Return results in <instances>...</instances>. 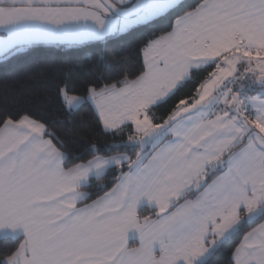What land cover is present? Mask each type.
I'll return each mask as SVG.
<instances>
[{
  "label": "snow or ice",
  "instance_id": "obj_1",
  "mask_svg": "<svg viewBox=\"0 0 264 264\" xmlns=\"http://www.w3.org/2000/svg\"><path fill=\"white\" fill-rule=\"evenodd\" d=\"M165 22L134 72L113 52L82 96L53 82L63 134L0 119V264H212L264 221V0H0V61ZM89 103L97 128L78 132ZM229 264H264V223Z\"/></svg>",
  "mask_w": 264,
  "mask_h": 264
},
{
  "label": "trees",
  "instance_id": "obj_2",
  "mask_svg": "<svg viewBox=\"0 0 264 264\" xmlns=\"http://www.w3.org/2000/svg\"><path fill=\"white\" fill-rule=\"evenodd\" d=\"M186 2L193 3L195 0ZM166 24L167 22L158 24L154 28L136 27L130 34L108 44L97 42L81 47L37 46L26 49L11 61L0 65V119L5 115L18 118L22 113H31L35 118L45 119L50 123L55 119L58 122L53 124V127L63 134L67 128V125L61 122L65 117L66 104L62 97L56 95L53 82L66 80L69 95L82 96L89 80L93 78L92 70L101 63V55L105 60H110L113 52L117 56H129L127 67L134 72L139 67L138 49L153 31L166 30ZM117 72L118 69L113 62L111 74L116 75ZM191 90L192 86L189 85L180 94L184 95ZM166 111L167 107L160 108L156 110L155 116L159 118ZM74 119L78 132H92L97 128V117L90 103L82 105ZM73 151L81 152L86 158H90L80 149L78 142L73 145ZM108 178L111 179V174ZM92 191H95V184ZM259 223L264 221L247 226L213 258L212 264H229L231 252L241 242L244 232ZM7 244V241L0 240V248L6 247Z\"/></svg>",
  "mask_w": 264,
  "mask_h": 264
},
{
  "label": "crops",
  "instance_id": "obj_3",
  "mask_svg": "<svg viewBox=\"0 0 264 264\" xmlns=\"http://www.w3.org/2000/svg\"><path fill=\"white\" fill-rule=\"evenodd\" d=\"M92 43H97V42L85 43V44H80V45H77V46H70V45L66 46V45H63V44H56V43H42V44H38V45H35V46H32V47H37V46H44V47H56V46H60V47H81V46H85V45L92 44Z\"/></svg>",
  "mask_w": 264,
  "mask_h": 264
},
{
  "label": "water",
  "instance_id": "obj_4",
  "mask_svg": "<svg viewBox=\"0 0 264 264\" xmlns=\"http://www.w3.org/2000/svg\"><path fill=\"white\" fill-rule=\"evenodd\" d=\"M15 57H16V56H15ZM15 57L10 58L7 62L11 61V60L14 59ZM7 62L0 61V65H3V64H5V63H7Z\"/></svg>",
  "mask_w": 264,
  "mask_h": 264
},
{
  "label": "rangeland",
  "instance_id": "obj_5",
  "mask_svg": "<svg viewBox=\"0 0 264 264\" xmlns=\"http://www.w3.org/2000/svg\"><path fill=\"white\" fill-rule=\"evenodd\" d=\"M139 27V26H138Z\"/></svg>",
  "mask_w": 264,
  "mask_h": 264
}]
</instances>
